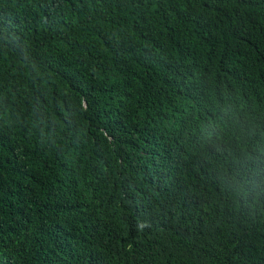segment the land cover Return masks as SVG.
<instances>
[{"label":"trees","instance_id":"trees-1","mask_svg":"<svg viewBox=\"0 0 264 264\" xmlns=\"http://www.w3.org/2000/svg\"><path fill=\"white\" fill-rule=\"evenodd\" d=\"M0 264H264V0H0Z\"/></svg>","mask_w":264,"mask_h":264}]
</instances>
